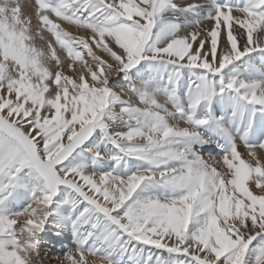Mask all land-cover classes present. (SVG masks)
Masks as SVG:
<instances>
[{"label": "snow or ice", "instance_id": "1", "mask_svg": "<svg viewBox=\"0 0 264 264\" xmlns=\"http://www.w3.org/2000/svg\"><path fill=\"white\" fill-rule=\"evenodd\" d=\"M25 7L0 0V264H264V0Z\"/></svg>", "mask_w": 264, "mask_h": 264}, {"label": "bare ground", "instance_id": "2", "mask_svg": "<svg viewBox=\"0 0 264 264\" xmlns=\"http://www.w3.org/2000/svg\"><path fill=\"white\" fill-rule=\"evenodd\" d=\"M19 2L21 3L22 12H24V13H26V14L29 13V12H31V8H29V7H25V5H27V4L29 3V0H19ZM177 2H179V0H177ZM187 2H204V0H187ZM35 23H36L35 18H33V24H35ZM204 23H205L206 25H209V26H210V24H211L210 21H205ZM65 27H67V26L65 25ZM69 30L72 31V33H73L74 35H84V36H87V35H88L87 32L78 31V30H76L75 28H70ZM43 34H44L46 40H47V39H50V36H49L48 33L45 32V33H43ZM35 43H36L37 46L39 47V46L42 45L43 42L40 41L39 37H36ZM62 59H64L63 56H62ZM68 74H71V73H68ZM121 80H122V78H121ZM133 99H135V98L133 97ZM158 99H160L161 102L163 101V98H162V97H160V98H158ZM118 110H119V109H117V111H118ZM237 143H238V145H239V150L241 151V153H242V154H245V153H246V149L243 147L242 144H240L239 141H237ZM211 147H212V148H215V145H213V146H211ZM201 154L204 156L205 159H208V158H209V152H208V151H203ZM212 154H215V153H212ZM259 154H260L262 157H264V153H259ZM56 241H57V243L60 244V245L63 244V243H69V241H67V239H65V240H56ZM48 243L50 244V247L53 246V244H52V240L49 241ZM93 259H94V258H93Z\"/></svg>", "mask_w": 264, "mask_h": 264}, {"label": "rangeland", "instance_id": "3", "mask_svg": "<svg viewBox=\"0 0 264 264\" xmlns=\"http://www.w3.org/2000/svg\"><path fill=\"white\" fill-rule=\"evenodd\" d=\"M49 241L44 242L40 256L44 264H59L58 257L62 255L61 245L56 240H52L53 246L50 247Z\"/></svg>", "mask_w": 264, "mask_h": 264}, {"label": "clouds", "instance_id": "4", "mask_svg": "<svg viewBox=\"0 0 264 264\" xmlns=\"http://www.w3.org/2000/svg\"><path fill=\"white\" fill-rule=\"evenodd\" d=\"M92 264H101L100 261H93Z\"/></svg>", "mask_w": 264, "mask_h": 264}]
</instances>
